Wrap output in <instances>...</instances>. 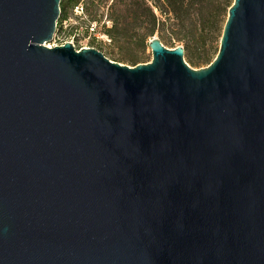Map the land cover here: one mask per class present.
<instances>
[{"label":"water","instance_id":"water-1","mask_svg":"<svg viewBox=\"0 0 264 264\" xmlns=\"http://www.w3.org/2000/svg\"><path fill=\"white\" fill-rule=\"evenodd\" d=\"M61 0H0V264H264V0L193 67L49 46Z\"/></svg>","mask_w":264,"mask_h":264},{"label":"trees","instance_id":"trees-1","mask_svg":"<svg viewBox=\"0 0 264 264\" xmlns=\"http://www.w3.org/2000/svg\"><path fill=\"white\" fill-rule=\"evenodd\" d=\"M105 2L107 3L108 0H91L96 9ZM150 2L157 7L159 13ZM232 2L233 0H112L110 8L113 23L105 30L114 44L122 47L128 36V18L131 17L133 21H138L143 16L142 23L138 24L136 28L138 29L137 43L145 48L149 39L158 31L164 44H172L174 40H185V53H188L191 43L195 40L207 44L209 41L221 39ZM78 5H82L84 10L81 0H61L58 30L61 31L62 22L68 17L69 9ZM89 27L90 23H88L87 29L93 33ZM100 50L103 49L100 48ZM218 50L219 48L212 58H208L207 63L213 60ZM108 52L110 58L117 61L127 60L132 65L139 61V57L136 55L131 57L116 55L114 48L109 49Z\"/></svg>","mask_w":264,"mask_h":264},{"label":"rangeland","instance_id":"rangeland-1","mask_svg":"<svg viewBox=\"0 0 264 264\" xmlns=\"http://www.w3.org/2000/svg\"><path fill=\"white\" fill-rule=\"evenodd\" d=\"M97 1V0H96ZM84 5L83 14H80L76 7L70 8L68 12V17L62 22L61 31L57 29V34L54 35L51 44L60 43L63 40H71L75 44L76 48H81L83 46H95L96 48H102L103 52L110 57L109 49L114 48L116 55L123 57H131L136 55L139 57L138 62H145L152 59V50L147 45L145 48L137 43L136 33L137 25L142 23L143 16L140 17L138 21H133L131 17L127 20V40L124 42L122 47H118L114 44L109 34L106 32L105 28L112 25L113 21L111 18V8L110 4L112 0L108 2L93 7L91 0H81ZM151 3V2H150ZM154 9L159 13L157 7L151 3ZM96 23L97 30H99V35L96 36L93 33L89 32L87 29L88 23ZM58 28V26H57ZM154 35L159 36L157 31ZM185 40L167 43L168 47H173L178 44H185ZM220 39H215L213 41L203 42L193 41L191 43V48L188 53L184 54L185 60L193 67H201L207 65L208 58H212L219 48ZM208 51V53H207ZM108 53V54H107ZM114 60V59H113ZM122 63L130 64L132 63L127 60L120 61Z\"/></svg>","mask_w":264,"mask_h":264},{"label":"built area","instance_id":"built-area-1","mask_svg":"<svg viewBox=\"0 0 264 264\" xmlns=\"http://www.w3.org/2000/svg\"><path fill=\"white\" fill-rule=\"evenodd\" d=\"M76 10L80 13V14H83V6L82 5H78L77 7H76ZM90 31L91 32H93L96 36H100L99 35V31L97 30V25H96V23L94 22H92V23H90ZM55 34H57V30H56V33ZM65 41H71V40H63V41H61L60 43H57V44H63V43H65ZM71 42H73V41H71ZM48 45L49 46H53V45H56V43H54V44H51V43H48ZM75 45V44H74ZM88 46V45H87Z\"/></svg>","mask_w":264,"mask_h":264}]
</instances>
